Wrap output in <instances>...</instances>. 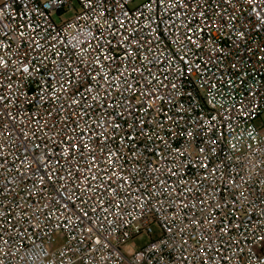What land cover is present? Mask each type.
<instances>
[{
    "label": "built area",
    "instance_id": "1",
    "mask_svg": "<svg viewBox=\"0 0 264 264\" xmlns=\"http://www.w3.org/2000/svg\"><path fill=\"white\" fill-rule=\"evenodd\" d=\"M136 1L0 0V264H264V0Z\"/></svg>",
    "mask_w": 264,
    "mask_h": 264
},
{
    "label": "rangeland",
    "instance_id": "2",
    "mask_svg": "<svg viewBox=\"0 0 264 264\" xmlns=\"http://www.w3.org/2000/svg\"><path fill=\"white\" fill-rule=\"evenodd\" d=\"M141 0H137L136 3H139ZM76 8L78 9V7L76 6ZM73 14L71 12H65V13H62L61 16H60V19L61 20H64V19H67V18H70ZM54 20L56 22H58V17L57 16H54L53 17ZM149 240V238L145 235H141L139 236L138 238H136L134 241H132L130 244H129V247L133 248V249H136V248H139L141 245L145 244L147 241Z\"/></svg>",
    "mask_w": 264,
    "mask_h": 264
}]
</instances>
